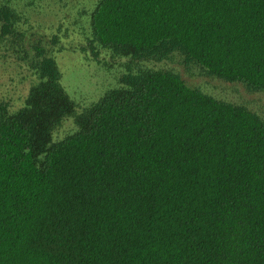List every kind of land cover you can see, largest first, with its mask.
Returning a JSON list of instances; mask_svg holds the SVG:
<instances>
[{"label": "trees", "instance_id": "16d2710c", "mask_svg": "<svg viewBox=\"0 0 264 264\" xmlns=\"http://www.w3.org/2000/svg\"><path fill=\"white\" fill-rule=\"evenodd\" d=\"M18 15L0 0L2 34ZM93 40L181 51L264 90V0H100ZM25 104L0 101V264H264V121L167 70L123 77L52 142L74 102L34 45Z\"/></svg>", "mask_w": 264, "mask_h": 264}, {"label": "rangeland", "instance_id": "374dc122", "mask_svg": "<svg viewBox=\"0 0 264 264\" xmlns=\"http://www.w3.org/2000/svg\"><path fill=\"white\" fill-rule=\"evenodd\" d=\"M2 1V0H1ZM100 0H10L18 15L15 33L3 35L0 23V101L15 111L38 76L26 62L34 45L55 58L60 83L74 102V112L53 132L52 142L79 129L76 116L97 103L108 91L124 85L123 77L143 70H167L191 87L216 99L243 106L264 121V90L252 91L239 82L225 81L186 60L175 50L166 56L136 58L118 53L93 40L91 13Z\"/></svg>", "mask_w": 264, "mask_h": 264}]
</instances>
